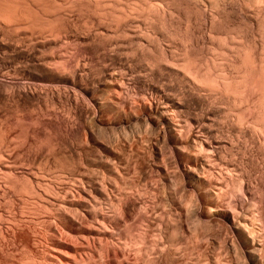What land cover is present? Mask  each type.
<instances>
[{"label": "bare ground", "instance_id": "obj_1", "mask_svg": "<svg viewBox=\"0 0 264 264\" xmlns=\"http://www.w3.org/2000/svg\"><path fill=\"white\" fill-rule=\"evenodd\" d=\"M176 1L0 0V54L30 63L27 84L21 83L19 93L1 91L0 103L25 97L38 108L16 118L23 143L29 150L38 125L61 127L69 117L60 109L66 100V114L80 118L97 148L95 165L110 175L50 179L32 171L22 186L27 194L17 196V184L9 179L16 125L0 105V197L8 192L12 198L8 205L0 199V264H199L196 255L185 263L175 259L182 249L188 255L202 249L208 236L236 255L234 262L212 258L208 264H264V0H215L209 10L212 0H180L202 21L184 30L175 18L182 14ZM33 6L54 8L58 23L46 29L48 35L32 28ZM75 8L88 11L86 32L72 19ZM136 80L142 84L135 89L138 99L132 98ZM88 112L99 127L115 132L140 137L145 126L137 138L143 149L135 137L130 146L114 134L99 140L82 117ZM63 138L51 142V149L73 157L81 145L65 146ZM126 145L152 179L145 188L128 180ZM27 156L32 164L42 155L29 150ZM10 185L12 190L4 188ZM167 186L171 207L159 212V192ZM177 189L194 196L181 200ZM189 216L203 219L207 228L187 222L194 227L189 243L168 246L163 229L179 228Z\"/></svg>", "mask_w": 264, "mask_h": 264}, {"label": "rangeland", "instance_id": "obj_2", "mask_svg": "<svg viewBox=\"0 0 264 264\" xmlns=\"http://www.w3.org/2000/svg\"><path fill=\"white\" fill-rule=\"evenodd\" d=\"M177 2V1H176ZM211 3V5L209 6V4H207V8H208V10L209 9H211V7H212V3H215V0H212V1H210ZM177 3H180V0H178V2ZM181 4V5H180ZM179 5H180V11H181V13L182 14H179L178 15V17L176 16L175 18H177V20L179 19L180 21H182V22H179V25L181 26V30H184V29H186V24L187 23H189V24H187V26H189V25H191L190 23H195V22H198L199 24L202 22V21H200L201 20V18H199L200 16H199V14L200 13H195V12H197L196 11V9L194 8L193 9V7L191 6V8H189L185 3H180ZM186 5V6H185ZM213 6H214V4H213ZM33 8H34V10L33 11H35V13H38V14H33V16H34V22H33V24H32V28H34V29H37L38 31L39 30H46V29H49L52 25H56L57 23H58V20H56L57 18H56V15L54 14V8L53 7H50V6H48V7H42V8H36V7H34L33 6ZM42 9V10H41ZM74 10V12L72 13V19H73V21L74 22H76V24H77V26L79 27H82V29H83V31H87L85 28H87V27H85V25L86 24H88V25H86V26H91V24H89L90 22H88L87 21V13H88V11L87 10H79V9H77L76 10V8L75 9H73ZM76 10V11H75ZM187 10V11H186ZM194 11V12H193ZM187 12V13H186ZM74 14H76V15H74ZM187 16H189V17H187ZM193 16V17H192ZM195 16H199V17H197V20L195 19L196 17ZM195 17V18H194ZM190 19L189 21H188V19ZM41 19V20H40ZM193 19V20H192ZM195 19V20H194ZM200 19V20H199ZM178 20V21H179ZM86 21V22H85ZM200 21V22H199ZM43 22V23H42ZM198 23H195V25L196 24H198ZM184 24V25H183ZM84 26V27H83ZM232 26H233V23H232ZM231 26V28H233L234 26H236V29L238 28V25L236 24V25H234L233 27ZM38 27V28H37ZM48 27V28H47ZM216 27H218V26H216ZM223 28H224V25H223ZM233 29H235V27L233 28ZM257 30L258 29H256V32H257ZM46 33L45 34H47V33H49L47 30L45 31ZM48 35V34H47ZM76 48V47H75ZM73 50V52H75L76 50H77V48L76 49H72ZM81 50V49H80ZM205 52H206V50H205ZM202 53L203 54V57H207L208 55H210L209 54V52L208 53ZM202 54L200 55V56H202ZM10 55V56H9ZM9 55L7 54H4V53H1L0 54V92L1 91H6L7 90V92H12L13 93V91H14V93H19L20 92V88H19V86H22V84H24V82H25V84H27V81H28V76H26V75H28L27 73V71H29V65L28 64H30L29 63V61L28 60H26V59H24V58H20L17 54H10L9 53ZM16 57V58H15ZM12 58V59H11ZM203 61H205V59L203 60ZM135 62V61H134ZM134 62H132V63H134ZM10 69V70H9ZM9 70V71H8ZM26 72H25V71ZM5 72V73H4ZM11 72V73H10ZM10 73V74H9ZM3 75V76H2ZM3 79V80H2ZM6 79V81H4ZM2 80V81H1ZM8 80H10L11 82H8ZM2 82V83H1ZM5 82V83H4ZM134 82V83H133ZM132 82V84H131V86H132V90L134 91H132V98H136V99H138V98H140V97H138V95H136V93H135V91L137 90H139L141 87H142V84L138 81V80H136V81H133ZM6 83H9V84H7V85H5ZM22 83V84H21ZM4 84V85H3ZM13 84V85H12ZM51 85V89L52 88H54V90H59L60 88V90H62L63 91V87H61V86H58L57 84H52V83H50L49 84V86ZM6 86H8V87H6ZM6 87V88H5ZM11 87H12V89H11ZM60 87V88H59ZM56 88V89H55ZM6 89V90H5ZM136 89V90H135ZM59 90V91H60ZM57 95V97H55L54 98V100L56 99V100H60L59 99V97H58V94H56ZM136 96V97H135ZM23 98L25 99V97H22V100H23ZM64 99V98H63ZM21 99L18 101H16V102H18L17 104H16V102H13L12 100H9V102H8V100H7V102H5V103H0V105H3V108L1 109L2 110V112L4 113L5 111H3V110H5L6 109V113H4V115L6 114L7 115V118L5 117V119H7V120H9V121H12V126H15L16 125V127L14 128L15 130H14V132L15 133H13V136L14 135H16V136H14V139H15V142L16 143H13V145H15L14 147H13V152H12V154H13V157H12V159H14V170H13V172L10 174V176L9 177H12V178H9V179H12L13 180V182H15V184H17V188H18V191L20 192H17V189H16V195L18 196H21V194H22V196L25 194H27V192H25L24 193V188L23 187H25L24 185L27 183V180L26 179H29V178H31L32 179V177H29V176H31L33 173H32V171L33 172H35V171H37V173H40V174H42V175H44V176H46L45 178H50V179H80L83 175H86V174H91V175H99V176H101V177H104V178H107V179H109L110 177V175L107 173L108 171H107V169H105V168H100V167H97L95 164H96V162H95V160H97V156H96V154H97V152H96V150H97V148L94 146V144L90 141V138L89 137H86V136H88V135H85L86 133H88L87 131H85V130H83V128H81V124H80V118L77 116V115H75V113H68V114H71V115H68V114H66V109H67V101L66 100H63V101H66V103L65 102H63V101H61L60 102V104H64L63 106H61L60 107V109L62 110V112H63V114L65 113V115H67V116H69L68 117V119H65L64 120V122H62L61 123V127L63 128V127H65L64 125L65 124H67L66 126L67 127H65L64 129H62L61 127H60V125H57L56 124V126L55 125H53V129H51V128H46V127H43L42 125H41V127H40V125H38V126H36V130L33 132V134L34 135H30L29 136V142L31 143V145H30V148H29V150H30V152H32V151H39V155H42L41 156V158H40V160L39 161H35V162H33L32 164L29 162V161H27V152H29V150L27 149L28 148V145L29 144H27V143H23L24 142V137L26 136L25 134H23V130L21 131V129H19L20 127H19V125H17V123H16V121H17V119L18 118H20L21 116H22V114L24 113L25 115L26 114H29V113H32L31 111L33 110L34 111V113H38V108H36L37 107V105H35L34 106V104L32 105V101H30V100H28L27 98L25 99V100H23L22 101ZM47 101L46 102H48L49 104H50V102H52V100H51V98H48V99H46ZM51 100V101H50ZM5 101H6V99H5ZM30 101V102H29ZM21 102V103H20ZM25 102H27L26 104L27 105H23ZM7 103V105L5 106V104ZM23 103V104H22ZM22 104V105H21ZM13 105V106H12ZM33 107H32V106ZM5 106V107H4ZM15 106V107H14ZM19 106H21V107H19ZM25 106V107H24ZM14 107V108H13ZM32 107V108H31ZM63 107V108H62ZM19 108H21V109H19ZM24 108V109H23ZM11 111H12V113H11ZM15 111V112H14ZM11 113V114H10ZM92 112H88V114L87 115H82V117L84 116V119L82 118V120H84L85 121V123L87 122V123H89L91 126V131H93L92 133H94L93 135L94 136H96L97 138H99V140H102V141H108L109 139H111L110 137H112L113 136V134H114V136L115 135H117L118 136V139L119 140H122V142H126L127 144H129V142H130V144L128 145V146H130V145H133L134 144V142H137V143H135L136 144V146L138 145V146H140V147H138V148H140V149H143L142 147H143V144L142 143H140L141 142V139H139V141L140 142H138V139L137 138H142V136L145 134V130H146V128H145V126H140V128L142 129V130H140L141 131V133H139V135H140V137L139 136H133L132 134H130L129 135V130H126V131H122V130H120V129H118L117 128V132H115L116 131V129H108L107 127H102V126H100L99 127V123L96 121V120H94L92 117H93V114H91ZM13 114V115H12ZM23 114V115H24ZM73 114H74V116H73ZM91 114V115H90ZM5 115V116H6ZM18 116V117H17ZM27 116H29V115H27ZM9 117H10V119H9ZM73 117V118H72ZM75 117V118H74ZM13 118V119H12ZM17 118V119H16ZM51 118V117H50ZM72 118V120H70ZM79 118V119H78ZM92 118V119H91ZM66 120H68V122L66 121ZM92 120V121H91ZM65 121H66V123H65ZM71 121V122H70ZM70 122V123H69ZM72 122H73V125H72V127H70V124H72ZM92 122V123H91ZM65 123V124H64ZM94 123V124H93ZM40 124V123H39ZM99 124V125H98ZM75 125V128L73 127ZM78 125L80 126V127H78ZM59 126V127H58ZM77 126V127H76ZM39 127V128H38ZM56 127H57V129H56ZM102 127V128H101ZM56 130H55V129ZM59 128H60V130H59ZM72 130H71V129ZM80 128V129H79ZM107 128V129H106ZM139 128V129H140ZM17 129V130H16ZM46 129H49V130H46ZM66 130V131H65ZM74 130V131H73ZM101 130V131H100ZM39 131V132H38ZM58 131V132H57ZM139 131V132H140ZM68 132V133H67ZM115 132V133H114ZM25 133V132H24ZM37 135H36V134ZM52 133V134H51ZM126 133H128V136H127V134ZM20 134H21V137H20ZM89 134V133H88ZM102 134V135H101ZM123 134L125 135V136H123ZM120 135V136H119ZM133 137H132V136ZM19 136V137H18ZM31 136H34V137H32V138H30ZM35 136H36V138H35ZM113 136V137H114ZM18 137V138H17ZM64 137V138H63ZM112 137V138H113ZM121 137V138H120ZM134 137L136 138L135 140L136 141H134ZM17 138V139H16ZM34 138V139H33ZM58 138H63V140L65 141V138H66V141L64 142V143H66L65 144V146H68V145H78L77 143H79L80 145H81V148H79V153L77 152L76 154L75 153H73V157H71V154H70V152H67V155H68V157H67V159L66 158H63V157H61V156H59V155H56V154H54V151H53V149H51L52 147H51V145H52V143H56V141L58 140ZM80 138V139H79ZM21 139V140H20ZM133 139V140H132ZM55 140V141H54ZM67 141L68 142H70L71 143V141H72V143L70 144V143H67ZM80 141V142H79ZM134 141V142H133ZM52 142V143H51ZM20 144V145H19ZM23 144L25 145V146H23ZM27 144V145H26ZM17 145V146H16ZM127 145H126V150L124 149V153H125V155L128 157V158H130L131 160H130V163H131V165L129 164V166H128V168H130V169H128L129 171H130V173H127V174H129L127 177L129 178H127L129 181H131L132 182V184H133V187L134 188H137V189H142V188H145L146 187V185L149 183V181H151L150 179H148L147 177H146V174L145 173H142V169H140V161L141 160H138L137 159V157L136 156H131L130 154H131V152L132 151H130L131 150V147H128ZM17 147V148H16ZM80 147V146H79ZM85 147V148H84ZM19 148V149H18ZM17 150V151H16ZM32 150V151H31ZM68 151V150H67ZM121 152H123V149L122 150H120ZM15 152V153H14ZM123 153V154H124ZM76 155V156H75ZM18 156H19V158H18ZM45 156V157H44ZM71 157V158H70ZM135 157V158H134ZM21 159V160H20ZM29 159V158H28ZM138 160V162H136L137 160ZM18 162H17V161ZM26 160V161H25ZM134 160H136V161H134ZM17 162V163H16ZM25 163V164H23V163ZM42 162V163H41ZM91 162V163H90ZM94 162V163H93ZM139 163V164H138ZM22 164V165H21ZM18 165V166H17ZM30 165V166H29ZM17 166V167H16ZM24 166V167H23ZM136 169H135V168ZM31 168V169H30ZM42 168V169H41ZM103 169V170H102ZM96 170V171H95ZM107 172H106V171ZM18 171V172H17ZM128 171V172H129ZM29 172V173H28ZM32 173V174H31ZM27 175V176H26ZM109 175V176H108ZM61 177V178H60ZM7 179V178H6ZM15 179V180H14ZM17 179H19V180H17ZM7 182V181H6ZM135 182V183H134ZM18 183H20V184H18ZM23 183V184H22ZM10 183L9 182H7L6 183V185L8 186ZM136 184H138V185H136ZM20 186V187H19ZM23 186V187H22ZM142 187V188H141ZM168 187V186H167ZM4 188H11V185L9 186V187H4ZM21 188V189H20ZM26 188V187H25ZM169 188V187H168ZM168 188H166L165 190L163 189V190H161L160 192H159V196H160V198L162 199V200H158L156 203V205L158 206V204H160L158 207H157V209H159V212L161 211V212H164L167 208V211H169V209H170V203H169V198H168V196H169V190H170V188L168 189ZM11 190H12V188H11ZM21 190V191H20ZM24 190V191H23ZM144 190V189H143ZM6 191H7V189H6ZM165 191V192H164ZM167 192V193H166ZM183 191H178V189H177V194H176V197H178L179 199L181 198V200L182 199H190V197L191 196H194V193H192L191 191L190 192H188V191H184L183 193H182ZM9 195V193L7 192V193H3V195H1V197H0V199L3 201L2 203H4L5 202V204L6 205H8L10 202L12 203V201H11V199L12 198H10L8 195ZM3 196H5V197H3ZM163 196V197H162ZM186 196V197H185ZM188 197V198H187ZM5 198V199H4ZM164 198L166 199L165 201H164ZM9 199H10V201H9ZM168 199V200H167ZM8 200V201H7ZM161 201V202H160ZM10 203V204H11ZM164 203V204H163ZM162 204V205H161ZM166 204V205H165ZM5 205V206H6ZM168 205V206H167ZM160 207V208H159ZM163 210V211H162ZM164 216H166V217H164V218H166V221H168L169 219H168V215H164ZM195 218V219H194ZM168 219V220H167ZM188 219V220H187ZM193 219V220H192ZM191 220V221H190ZM183 223H182V226L181 227H179V228H164L163 230H166V232H164L165 233V237H164V239H165V242H166V244L169 246V244L171 245V246H173V247H175V248H177L176 246H175V244L177 245V246H179V244L178 243H176V242H179L180 240V242L182 243L181 245H184V244H186V243H189L188 241H186L189 237H190V230H189V227H190V229L192 230V225L190 224L191 222L193 223V222H195V223H193V225H195L196 224V226H194V227H197V228H201V230H203V228H207V227H205L206 226V223H205V221L202 219H200V221H199V219H198V222H197V218H196V216H189L188 218H186V217H184L183 218V221H182ZM187 222H190L189 224H187ZM200 222H201V224H200ZM198 223V224H197ZM185 224V225H184ZM198 225H200V226H198ZM207 225H208V223H207ZM258 226H259V224H257ZM41 228H42V226L41 225H39ZM184 226V227H183ZM201 226H203V227H201ZM193 227V228H194ZM208 227H209V225H208ZM260 227V226H259ZM180 228H181V230H180ZM185 228V229H184ZM178 229V230H177ZM264 230V228L263 229H261V227L259 228V232H262ZM187 233H186V232ZM167 233V234H166ZM184 235H182V234ZM186 233V234H185ZM263 233V234H262ZM262 233H260V236H261V238L260 239H262V241L264 240V231L262 232ZM188 235V236H187ZM187 236V237H186ZM212 236V235H211ZM259 236V237H260ZM175 237V238H174ZM185 238V239H184ZM209 238V239H208ZM167 240L169 241V242H167ZM203 240H208V241H204V242H201V247H202V249L201 248H199V247H197V251H196V249H193V252H195L194 254H189L188 255V253H187V251L184 249H182V248H180V253H179V255H178V257L175 259V260H177L178 262H183V263H185V262H187V260H189V258H190V255H192V257L193 256H198L199 257V259H201V263L202 264H204V263H206V264H208L209 262H211L213 259L212 258H214V260H213V262L214 261H216V260H218L217 261V263L219 262V259H220V262H223V261H225V262H231V260H232V262H234L235 260H236V255H234V253L233 252H230V254L232 255V256H230V254H229V252H227L224 248V244H223V242L221 241V239L220 238H217L216 240L213 238V237H207L206 239H204L203 238ZM202 240V241H203ZM210 240V241H209ZM219 241V242H218ZM207 242V243H206ZM222 243V244H221ZM14 244H16V245H19L18 247H22L23 246V243L21 242V241H15L14 242ZM174 244V245H173ZM219 245V246H218ZM223 246V247H222ZM181 247H183V246H181ZM217 247V248H216ZM222 247V248H221ZM215 249V250H214ZM205 250V251H204ZM183 251H186L185 253H183ZM204 251V252H203ZM192 252V253H193ZM207 252V253H206ZM210 252V253H209ZM199 253H200V255H199ZM213 253V254H212ZM228 253V254H227ZM180 254H182V255H180ZM185 254V255H184ZM203 254V255H202ZM204 255H206L205 256V258H204ZM195 256V257H196ZM224 256V257H223ZM208 257V258H207ZM184 258V259H183ZM202 258H204V259H202ZM229 258V259H228ZM231 258V259H230ZM233 258H234V261H233ZM180 259V260H179ZM183 259V260H182ZM209 259H211V261L209 260ZM223 259V260H222ZM219 262V263H220ZM229 262V263H230ZM201 263H199V264H201ZM224 263V262H223Z\"/></svg>", "mask_w": 264, "mask_h": 264}]
</instances>
